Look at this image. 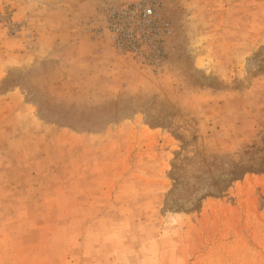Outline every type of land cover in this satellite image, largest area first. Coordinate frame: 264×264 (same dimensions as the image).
<instances>
[{
	"label": "rangeland",
	"instance_id": "obj_1",
	"mask_svg": "<svg viewBox=\"0 0 264 264\" xmlns=\"http://www.w3.org/2000/svg\"><path fill=\"white\" fill-rule=\"evenodd\" d=\"M0 264H264V0H0Z\"/></svg>",
	"mask_w": 264,
	"mask_h": 264
}]
</instances>
